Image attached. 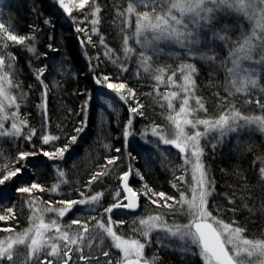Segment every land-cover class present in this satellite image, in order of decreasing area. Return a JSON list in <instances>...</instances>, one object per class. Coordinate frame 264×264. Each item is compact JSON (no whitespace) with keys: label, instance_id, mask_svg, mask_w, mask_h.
<instances>
[{"label":"snow or ice","instance_id":"1","mask_svg":"<svg viewBox=\"0 0 264 264\" xmlns=\"http://www.w3.org/2000/svg\"><path fill=\"white\" fill-rule=\"evenodd\" d=\"M89 0H79L78 7L83 9ZM59 7L63 12L71 15L72 9L65 0H58ZM143 8V11H139ZM100 8L97 6L91 13L92 19L89 23L92 25V33H97ZM235 14L243 17L248 27L244 23H239L240 34L235 39L229 34L235 29L234 25L227 23L222 27H217L221 16L227 17ZM118 17H123L122 31H125L131 25V18L135 16V31L131 35L125 34L123 39V52L125 59L130 58L134 53L137 55L138 63L145 73L152 75L157 81L156 92L159 96V85L167 84L170 87L177 88L179 91H170L161 97L166 102L169 114L166 119L172 127L171 138L164 127L153 125L151 135L158 137L159 141L165 145H171L178 150L179 158L182 163L173 168L174 180L172 187L179 191V197L168 196L164 192H154L146 184L144 185L145 196H148L151 203L159 208H167V215H183L188 218L187 223H179L176 220L171 222L165 219V213L149 214L146 217H137L134 221L133 232L143 237L144 242L137 238H125L123 234H118L115 227L123 224L124 221H114L112 214L114 209H127L135 211L138 207V194L128 183L131 173L124 172L120 176L122 189L127 195L123 199L127 203H121L118 199L121 192L115 193L116 202L104 209L108 214L107 221H104L92 215L87 219L78 217L71 221V224L64 225L60 219L46 220L45 214L55 213L56 217L63 218L67 213L73 210L76 205H87L89 211L95 212L97 206L101 204L104 193H95L91 196H85L82 192V199L77 200H59L55 206L49 202H40L39 197L32 196L34 190L40 192L51 191L59 192L60 186L67 183L65 173L57 169L58 182L51 189H45L36 182L30 186H21L15 189L17 193H27L30 199L25 203L29 206L32 215L29 217L30 226L22 232H15L13 228H0V231L8 232L10 235L0 239V264L7 261L8 264H17V248L25 246L27 255L23 264H155V257L151 260L144 255L145 248L151 243L152 234L157 233L156 242L161 247H172V241H179V246L174 251L187 254L193 252V246L199 249V256L203 264H264V239H249L244 233L245 229L233 224L225 223L223 220L213 216L209 211L210 199L216 194L215 181L210 177L209 170L204 163L205 147L201 142L208 139L212 134L217 144L221 143L223 138L230 133H236L246 126L256 125L260 131L264 132V115H244L234 103L229 101V97L238 95L249 97L245 100L246 104L255 103L262 112H264V84L260 82L261 73L264 72V0H128L127 8L123 12H117ZM87 19V16H85ZM50 24V20H45ZM78 32H84L87 37V43H93L92 35L83 28L77 27ZM210 34V35H209ZM35 36H24L13 34L11 26H6L0 22V138L2 137H21L31 141L32 136L36 134L35 129H31L27 135L23 134V129L29 127L25 117L20 115L19 109L22 102L27 98V93L20 91L19 95L12 94V89H19L20 84L16 78V56L7 51L11 41L14 45L23 46L24 49L32 54L36 53V48L32 41ZM134 39L139 45V52L130 46L129 41ZM220 42L228 50L226 59L222 66L226 71V83L224 86L226 97L221 98V103L227 101V107L216 118H199L197 112H207L205 104L201 97L196 95L195 75L197 68L193 63H182L170 75L165 76L169 71L168 67H155L153 57L159 56L164 52L161 45H175L185 49L184 55L198 58L210 64L216 62L215 49L219 47ZM85 43V41H81ZM104 44L103 37L100 40ZM93 46H95L93 44ZM51 47V45L49 46ZM105 55L112 57V50L105 45ZM212 53V54H209ZM168 55L179 56V53L169 52ZM114 64H119V59H113ZM229 64L231 66H229ZM122 71H127L126 66L119 64ZM36 72V79L43 84L41 77L46 71L45 67ZM180 73L182 83H177L174 79ZM98 85L110 89L119 96L120 100L126 101V96L122 90L127 89L131 93L132 99H135V92L127 88L124 83H111L107 75L102 78H96ZM31 87V86H29ZM48 86L45 84L46 97ZM254 92L260 93V98L252 100ZM183 93V95H181ZM180 101L178 111H175L174 101ZM191 100H195L196 107H192ZM109 106L112 107L109 102ZM164 107V105H161ZM15 108L10 114L7 109ZM44 108L45 120H47L46 103ZM141 104L136 107H130L132 114L143 115ZM86 110V105H85ZM11 119V127H5V121ZM243 122V123H241ZM132 120L129 119L124 130V137L127 142L129 136L133 135L131 131ZM203 128L201 131L200 128ZM191 129V131H189ZM77 133L82 132L83 128L76 129ZM58 137L45 134L42 137L44 144L57 140ZM77 141L76 136L70 138L71 143ZM217 144H213L215 149ZM68 145L64 148H57L55 152L44 151L43 155L49 160L63 159L65 152L68 151ZM105 148L109 147L104 145ZM117 152L120 149H116ZM35 151L18 153L16 160L19 167L3 166V171L7 175L0 178V186L5 185L7 181L18 177L22 184L26 183L23 179L24 170L30 167L28 158L36 156ZM2 155V152H0ZM129 155H131L129 153ZM119 157H112L107 160L104 170L95 173L89 180V185L99 180L102 176L110 175L112 168L108 166H118ZM165 159H167L165 157ZM24 162V163H20ZM163 162V161H162ZM171 164V161H168ZM177 172L180 174L177 175ZM260 178L264 180V167L260 168ZM137 175L140 173L137 171ZM191 176V180L187 179ZM141 179L143 176L141 175ZM183 186V187H182ZM190 192L191 195H187ZM9 189H0V202L9 199ZM156 197L157 199H153ZM171 201V203H169ZM229 204L234 201L229 198ZM235 211V209H229ZM6 215H0V221L15 219L13 208H7ZM103 215V213L101 214ZM94 221L95 223H92ZM73 225L78 226L73 229ZM163 235H160V234ZM99 241L94 244V241ZM110 240V244H105ZM108 249H116L120 256L113 259V253ZM100 249L103 257L107 258L101 262L94 255L93 249ZM87 249V253H86ZM77 256L74 259V256Z\"/></svg>","mask_w":264,"mask_h":264},{"label":"trees","instance_id":"2","mask_svg":"<svg viewBox=\"0 0 264 264\" xmlns=\"http://www.w3.org/2000/svg\"><path fill=\"white\" fill-rule=\"evenodd\" d=\"M127 4L128 0H89L83 9L79 8L70 15V18H66L58 9V0L1 1L0 22L6 26L10 25L13 34L34 35L36 38L31 42L35 45V54L26 51L23 46L7 41L9 45L7 51L12 52L17 58L16 78L20 84L19 89H12V94L19 95L20 91L27 93V98L19 109L20 115L27 119L29 125L23 129V134L27 135L31 129H35L36 134L32 136L31 141L24 139L23 135L18 138H0L2 152L0 169L5 165L19 167L20 164H17L16 160L21 151L38 153L28 158L29 174L23 178L26 183L22 184L18 175L0 186V189L7 188L10 191L9 199L0 202V214H4L3 209L7 207L13 208L15 214V222L4 224V227L10 225V228H15L16 223H19V229H23L28 223L31 210L25 201L30 199V196L26 193H17L15 189L32 182L40 184L45 189H51L58 182L57 169L64 171L67 183L61 184L58 194L48 190L32 193V196L39 197L42 203L49 202L55 205L59 200L82 199V192L85 196L102 192L104 195L99 205L100 211L96 213L98 214L116 202L115 193L120 191V176L129 171V166L136 168L140 178L143 176L142 183L154 192H164L175 197L178 194L171 183L174 180L173 168L179 164L177 157L174 155L167 157L163 154L161 151L169 150L164 146L162 150L156 151L151 136L145 145L139 138V134H142L140 132L146 130L145 127L149 125L166 128L167 109L161 99L163 95L159 97L156 94L155 80L140 67L137 55L134 53L128 59L124 57L123 39L127 32L121 30L123 17H118L117 12H123ZM97 6L100 8V23L97 25V33L93 34L89 21L93 18L91 13ZM45 20H50L51 23L46 24ZM79 20L82 22L79 23ZM77 27L86 29L92 35L93 43H87L86 36L83 32H78ZM101 37L104 44L100 43ZM81 41L85 43L82 44ZM129 44L134 46L132 40ZM105 45L112 50L111 58L105 55ZM215 54L214 64L198 58L194 61L197 68L196 95L202 98L207 109L206 113L203 111L196 113L199 118H216L227 107V101L221 103V98L227 96L224 90L227 74L222 66L225 51L217 47ZM117 58L119 64L126 66L127 71H122L119 64L112 62ZM180 63L179 60L176 61L167 55L153 57L155 67L171 66L169 71H172V67H178ZM42 67L46 68L41 77L43 84L36 79L34 71ZM105 75L118 83L126 84L135 92L137 104L143 106L141 109L143 115L134 114V117L130 118V113L125 107L117 112L106 111L102 117L99 115L98 97L104 90L96 83V78ZM45 84L48 86L46 97L43 95ZM251 98L255 100L254 97ZM228 99L242 113L251 111L249 115H264L261 109L257 112L255 103L244 107V100L240 95ZM45 103L47 120L42 107ZM7 111L10 114L15 108H9ZM129 119L132 120L131 131L137 135L133 140L127 139L126 142L124 130ZM11 122V119L5 121V127L10 128ZM78 128H83V131L77 133ZM45 134L58 139L44 144L42 137ZM72 136L77 137L75 143L70 142ZM202 144L206 145L204 163L210 177L215 181L216 194L210 199L209 211L225 223L235 222L233 226L245 229L246 238L264 239V180H261L259 172L264 163V132L259 128L247 126L236 134L223 138L219 144L206 140H203ZM213 144H217L215 149L212 147ZM66 145L69 147L63 159L49 160L43 155L44 151L55 152L57 148H64ZM104 145L109 147L105 148ZM116 149L120 151L117 152ZM112 157L120 158L117 161L118 166H108L113 169L111 174L102 176L89 185L91 177L104 170L107 160ZM168 161H171V164ZM179 174L177 172V175ZM4 175H7V171L0 170V178ZM134 180L131 177L130 187L137 190L139 181L135 184ZM119 198H122V195ZM229 198L234 201L233 204L228 203ZM139 200L136 212L117 209L114 210L112 219L123 220L121 227H124L133 217L160 213L164 209L157 207L148 209L141 196ZM88 214L92 215L87 207L76 206L67 213L66 221L69 223L82 215L87 219ZM3 233L0 231V238ZM108 243L105 241L106 245ZM153 245L152 255L156 258L155 264H200L185 254L158 247V244ZM103 250H110L113 259L117 258L113 249L104 247ZM93 252L101 262L107 259L102 256L100 249L94 248ZM77 256H74V259ZM3 264L8 262L4 261Z\"/></svg>","mask_w":264,"mask_h":264},{"label":"rangeland","instance_id":"3","mask_svg":"<svg viewBox=\"0 0 264 264\" xmlns=\"http://www.w3.org/2000/svg\"><path fill=\"white\" fill-rule=\"evenodd\" d=\"M1 1H2V0H0V3H1ZM65 3L68 4L69 7L72 9L71 15H72L73 12H76V11L79 10V7H78L79 0H65ZM58 9H59V11H60V12L66 17V18H70V16H69L68 14L64 13V12H63V9L59 7V3H58ZM138 10H139V11H143L144 9H143V8H139ZM131 21H132V22H131V25L129 26L128 29H126V32H127V34H129V35H131V34L134 33V31H135V16H133V17L131 18ZM78 22L81 23L82 20H79ZM225 23H227V24H229V25H234V26H235V29L229 33L233 39H235V38H236L237 36H239V34H240L239 23H244L245 28L248 27V24H247L246 21L243 20V17H239V16H237V15H235V14H231V15H229V16H227V17L221 16V18H220V23L217 25V27H218V28H219V27H222V25L225 24ZM82 28H83V27H82ZM129 29H130V30H129ZM85 30H86V29H85ZM83 35H85L84 32H83ZM209 35H210V34H209ZM86 38H87V37H86ZM86 41H87V39H86ZM217 43L219 44V47H221V48L223 49V51H225V54H224L225 56H224V58L226 59V57H227V55H228V50H227V48H225V47L223 46L222 43H220V42H217ZM132 44L134 45L133 47L137 50V53H138L139 50H140V49H139V45H137V44L135 43V40H134V39H132ZM130 46H131V44H130ZM161 47L164 48V52L161 53V54L159 55V57H162V56L167 55V56L173 57L174 60H176V61L179 60V61L181 62L180 64H182V63H193V64H195L194 61H195V59H197V58H195V57H191V56H187V55H184V53H185V51H186L185 49H181V48H179L178 46H175V45H163V44H162ZM169 52H172V53H179L180 55H179L178 57H177V56H173V55H168ZM209 54H212V53H209ZM229 66H231V65L229 64ZM178 67H179V66H178ZM178 67H172V71H173V70H176ZM172 71H168V73H167L166 76H165V81H166V79H167V75H170ZM225 73H226V71H225ZM108 77H109V82H111V83H118V82L114 81L112 78H110V76H108ZM194 78H195V77H194ZM174 79H176L177 83H182V80L180 79V73H179V72H177V75H176V77H175ZM260 82H261V84H264V72L261 73V76H260ZM100 87L103 88V90H104V92L98 97V106L100 107V108H99V115H100L101 117H102L104 114L107 113L106 111L117 112V111L121 110L123 107H125V110H126L128 113H130L129 108H130V107H136L137 99H136V98H135V99L130 98V97H131V93H128V92H127V89L122 90V91H123V94L126 96V101H122V100H120L119 96H117L116 93L112 92L110 89L104 87L103 85H100ZM127 88H128V86H127ZM155 88H157V81H155ZM170 91H179V89H177V88H173V87H170V86L167 84V82H165L164 84H160V85H159V93H160V95H161V94L163 95V94H165V93H167V92H170ZM156 94H157V93H156ZM181 95H183V93H181ZM260 95H261L260 93H258V92H254V94H253L252 97H254L255 99H257V98L260 97ZM159 97H160V96H159ZM240 97L244 100V102H243L244 107H248L249 104H246V103H245V100H246V99H249V97H245V96H241V95H240ZM251 99H252V98H251ZM109 102L111 103V105H113L112 107L109 106ZM163 102H164V104H165V106H166V102H165V101H163ZM173 103H174L175 111H178V110H179V107H180V101L177 100V101H174ZM190 104L192 105V107H194V108L196 107V105H195V100H191V101H190ZM256 107H257V105H256ZM257 108H258V109H257V112H260V111H261L260 108H259V107H257ZM166 109H167V106H166ZM250 112H251V111H248L247 113H246V112H245V113H242V112H241V113L244 114V115H249V114H251ZM166 114H167V115L169 114L168 109H167ZM167 115H166V116H167ZM254 115H255V114H254ZM196 116H197V114H196ZM256 116H258V115H256ZM133 117H134V114L130 113V118H133ZM165 123H166V128H165V127H164V128H165V130L169 133V137L171 138L172 127L169 125L168 120H166ZM241 123H243V122H241ZM151 127H152V125H149V126L145 127L146 130H143V131L140 132V133H142V134H139V138H140L141 143L145 145V144L147 143V141H148V137L151 136V137L153 138L154 146L156 147V148H154V149H156V151L162 150V149H163V146H164L166 149H169V150H168V151H164V152L161 151L163 154H166L167 157H169L170 155H174V156L177 157V161H179V164L182 163V161H181L180 158H179L178 150L175 149L174 147H172L171 145H165V144H163L162 142L159 141L158 137H154V136H152V135H151ZM248 127H249V126H248ZM251 127L255 128V129L258 128L256 125H251ZM245 128H247V126H246ZM242 129H243V128H242ZM242 129H240V130H242ZM200 130H201V131L203 130L202 126H201ZM240 130H239V131H240ZM189 131H191V129H189ZM132 132H133V135L129 136V137H128V140H133V139L135 138V135H137L134 131H132ZM231 134H236V133H230V134H228V135L225 136V137H230ZM214 136H216V134H212V135H210V136L208 137V139H206V142H209V143H210V142H217V140L214 138ZM225 137H224V138H225ZM202 141H203V140H202ZM201 143H202V142H201ZM155 144H157V145H155ZM154 149H153V151H154ZM164 156H165V155H164ZM132 158H133V157H132ZM131 160H133V159H131ZM263 167H264V163H263ZM128 169H129V168H128ZM24 172H25V175L29 174V170H27V168L24 170ZM131 173H132V178L135 179V180H134V181H135V184H136L137 181H139V187H138L137 190H134L132 187H131V188H132L134 191L137 192L138 197L141 196V197L145 200V202L147 203L145 206H146V207L148 206V209H151V208L153 209V207H157L155 204H152V203H151V201H150V199H149L148 196H145V195L143 194V192H144V185H145V184L142 183V179L140 178V175H137V170H136V168H135L134 166H131ZM187 179L190 181V180H191V176L189 175V176L187 177ZM21 186H30V184L20 185V187H21ZM182 187H183V186H182ZM119 188H120V187H119ZM35 191H38V190H34L33 193H34ZM175 191L178 192V194L176 195V197L178 198V197H179V191H177L176 189H175ZM120 192H121V190H120ZM26 194H27V193H26ZM186 194L189 195V196L191 195L190 192H186ZM121 195H122V194H121ZM82 198H83V197H82ZM153 199H157V198H156V197H153ZM119 200H120L121 203H122L123 196H122V198H119ZM139 202H140V200H139ZM41 203H42V201H41ZM169 203H171V201H169ZM42 204H43V203H42ZM55 206L60 207L61 205H56V204H55ZM76 206H83V207H85V208L87 207V208H88V211H89V206H87V205H76ZM76 206H74L73 209H75ZM7 208H11V207H7ZM7 208H4L3 210H4L5 213H4V214H0V215H6V214H7V211H6ZM97 208H98V210L100 211L99 206H97ZM157 208H159V207H157ZM160 209H161V208H160ZM98 210H97V211H98ZM97 211H95V212L89 211V212H90L92 215L96 216L97 218H100V219L104 218L105 221H107L108 214H107V213H103L104 211L98 212V214H96ZM168 211H169V210H168V209H165V208H164L163 211H162V212H165V214H166L165 219H166L167 221L171 222V221H173V220H176V221L179 222V223H187V222H188V218H187L186 216H183V215H179V216L167 215ZM102 213H103V215H101ZM150 214H151V213H150ZM31 215H32V212L30 211V215H29V217H30ZM66 215H67V214H66ZM66 215H65V217H63V218H58V217H56V214H55V213H47V214H45V219H46V220L60 219V222H61L62 224H64V225L71 224V221H69V223L66 221V220H68L67 217H66ZM92 215L88 214L87 216H92ZM147 215H149V214H147ZM147 215H145V216H143V217H146ZM101 217H102V218H101ZM137 217H141V218H142V216H136V217H133L132 219H130L131 222H129V223H127L126 225H124V227H121V224H120L118 227H115L114 230H116V231L118 232V234H123V235L125 236V238H129V237H131V238H137V239H140L141 242H144L143 237L139 236L138 233L133 232V227L138 226V225H134V224H133V221H134ZM14 220H15V219H12V221H11V219H10V220H7V221H0V226H1L0 228H9L10 225H8V226H6V227H4L3 225H4V224H11V222H13ZM102 220H103V219H102ZM14 222H15V221H14ZM15 226H17V227H15V228H13V229L15 230V232H22L24 229H26V228H28V227L30 226V220H29V218H28V223H27L26 227L23 228V229H19V228H20V224H19V223H18V224L16 223ZM72 227H73V229H75V228H77L78 226L73 225ZM234 227H235V226H234ZM9 235H10V234H9L8 232H4L2 238H0V239L6 238V237H8ZM156 235H157V233H153V234H152L151 243H150V244L145 248V250H144V255H145V257H146L147 259H149V260H151V259L153 258V255H154V251H152V249H153V246H154L153 244H157V242H156ZM160 235H163V234L161 233ZM106 241L109 242L108 244L111 243L110 240H106ZM93 243H94V244H97V243H98V240H97V241H94ZM178 246H179V241H172V247H169V248H165V247H164V248H165V249H168L169 251H174L173 249L176 248V247H178ZM158 247H160L159 244H158ZM86 251H87V250H86ZM113 252L115 253V255H116L117 258L120 256V253L118 252V250L113 249ZM174 252L181 253V252H179V251H174ZM193 252H195L196 254L193 255L192 253H187V254H185V255H187L188 257H190V259H192V260L195 259V260H197L200 264H203V260H202V259L200 258V256H199V249H197V248H195V247L193 246ZM152 254H153V255H152ZM181 254H184V253H181ZM26 255H27V249H26V247L23 246V245L18 246V248H17V257H16L17 264H23ZM77 255H78V254H77ZM150 255H151V256H150ZM5 262H7V261H5ZM3 263H4V262H3Z\"/></svg>","mask_w":264,"mask_h":264},{"label":"water","instance_id":"4","mask_svg":"<svg viewBox=\"0 0 264 264\" xmlns=\"http://www.w3.org/2000/svg\"><path fill=\"white\" fill-rule=\"evenodd\" d=\"M127 172H129V171H127ZM131 177H132V173H130V175H129V180H128L129 186H130ZM120 190H121V194H122V196L127 195V193H125V192L123 191V189H122L121 180H120ZM122 203H127V201L123 199V200H122ZM139 204H140V202H139V197H138V207H137V209H136L135 211L127 210V209H119V210L134 213V212H136V211L138 210V208H139ZM114 210H117V209H114Z\"/></svg>","mask_w":264,"mask_h":264}]
</instances>
